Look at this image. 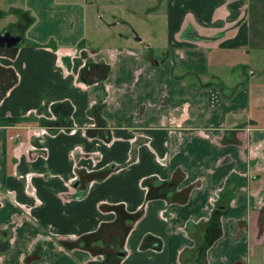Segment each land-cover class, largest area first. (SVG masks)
Wrapping results in <instances>:
<instances>
[{"label":"crops","instance_id":"obj_1","mask_svg":"<svg viewBox=\"0 0 264 264\" xmlns=\"http://www.w3.org/2000/svg\"><path fill=\"white\" fill-rule=\"evenodd\" d=\"M29 3L0 0V264H264V0H153L117 42L83 12L38 45L64 3Z\"/></svg>","mask_w":264,"mask_h":264},{"label":"rangeland","instance_id":"obj_2","mask_svg":"<svg viewBox=\"0 0 264 264\" xmlns=\"http://www.w3.org/2000/svg\"><path fill=\"white\" fill-rule=\"evenodd\" d=\"M30 1L31 0H21V1L18 0L19 3L23 4L21 6H25L24 10L26 11L28 10V5L30 4L29 3ZM57 1H60L61 3L64 4L62 5L60 4V6H55L53 8L54 11H52V13L48 15V17H44V18L41 17V19H39L36 22V24L31 26L29 25L33 24V22H31L30 24L28 23L24 28V30H22L21 38L23 42H25V44H34V45L43 44L41 40H45V42L50 44H54V43L60 44L61 42H63V40L64 42H70L73 44L79 42V39H77L79 38L78 33L73 37L71 35H66L64 37V34H66V32L71 31L70 30L71 26L79 25V23L81 22L80 17L83 14V12L89 15L90 19L86 20L84 29L87 30V32L89 33L88 36L89 40H93V41L95 39H99L95 34L93 35V33L95 32V18L92 15H95L97 12H99V14L101 15V23L110 24V27H108L110 28L109 34L111 37H114L116 39L115 40L116 42L119 40L118 39L119 34H124L129 39L134 38L135 36L137 38H140L139 37L140 35L142 36L145 35V32L147 31L146 29L149 30L150 28L158 27L159 24V21H157L158 23L154 22L155 17L152 16L154 15V11H152L154 10L153 9L154 6L153 7L151 6L153 0H99L100 3L98 2V0H57ZM106 1H110V2L114 1L115 2L113 3L114 8L113 9L109 8V10L104 9L102 7L103 6L102 2H106ZM95 3H97L96 4L97 7L95 6ZM0 8H2V4H0ZM140 8H146L147 10L145 11V13L146 14L150 13L151 15V17L147 20V25H141L139 19H134L132 18V16H129V18L133 20L129 21L131 22L132 25L130 27L127 26V14L129 13L131 14L134 10H139ZM26 11L20 10V13L19 12L14 13L13 17L19 15L20 18L24 17ZM109 12H111V14L114 13L116 20L112 18L113 16H108V14H110ZM5 13L4 16L0 18V32H3V30L8 27L7 19L4 18L6 15ZM118 19L124 20L125 25L117 24V22L115 23V21H117ZM152 21L153 23L148 25V22H152ZM100 27L102 28L103 26H101L100 24ZM9 28H13V27H9ZM130 28L133 29V32H131ZM78 29L80 30L81 28L79 27ZM35 30L39 32H35ZM106 39L113 40L110 38H106ZM93 44H95V42H93ZM263 67L264 65L262 66V68ZM256 70L259 71V69ZM258 71H256L257 74ZM261 77L264 83V76ZM260 98L261 100L264 101V92H260ZM260 103L263 104L262 107L264 108V102L260 101ZM260 123L264 124V118L263 121H260Z\"/></svg>","mask_w":264,"mask_h":264},{"label":"water","instance_id":"obj_3","mask_svg":"<svg viewBox=\"0 0 264 264\" xmlns=\"http://www.w3.org/2000/svg\"><path fill=\"white\" fill-rule=\"evenodd\" d=\"M20 38L18 36L12 37L8 32H3L0 34V48L3 47H14L18 44Z\"/></svg>","mask_w":264,"mask_h":264},{"label":"flooded vegetation","instance_id":"obj_4","mask_svg":"<svg viewBox=\"0 0 264 264\" xmlns=\"http://www.w3.org/2000/svg\"><path fill=\"white\" fill-rule=\"evenodd\" d=\"M3 32H8L10 36L12 37H16V36H19V30H18V27H13V28H10V29H6L4 30ZM2 32V33H3Z\"/></svg>","mask_w":264,"mask_h":264},{"label":"trees","instance_id":"obj_5","mask_svg":"<svg viewBox=\"0 0 264 264\" xmlns=\"http://www.w3.org/2000/svg\"><path fill=\"white\" fill-rule=\"evenodd\" d=\"M205 244H207V242H206ZM205 246H206V245H205Z\"/></svg>","mask_w":264,"mask_h":264}]
</instances>
